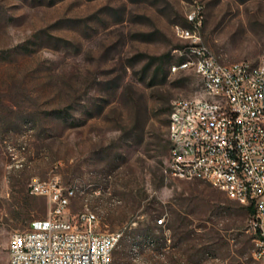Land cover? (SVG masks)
I'll list each match as a JSON object with an SVG mask.
<instances>
[{"label": "rangeland", "instance_id": "obj_1", "mask_svg": "<svg viewBox=\"0 0 264 264\" xmlns=\"http://www.w3.org/2000/svg\"><path fill=\"white\" fill-rule=\"evenodd\" d=\"M198 9L219 62L260 60L264 0H0V264L49 213L31 180L53 177L74 224L90 211L122 234L110 264H262L245 206L168 170L169 110L202 89L172 70L190 43L175 27Z\"/></svg>", "mask_w": 264, "mask_h": 264}, {"label": "built area", "instance_id": "obj_2", "mask_svg": "<svg viewBox=\"0 0 264 264\" xmlns=\"http://www.w3.org/2000/svg\"><path fill=\"white\" fill-rule=\"evenodd\" d=\"M189 21L194 24L191 32L199 30V9L189 15ZM183 47L200 52L210 92L201 90L192 102L171 107L168 138L177 136V144L170 145L168 170L174 177L191 171L190 180L207 181L231 200L251 206L253 257L264 264L260 259V249H264V71L251 69V60H241L234 69H223L201 37L199 42ZM260 60L264 64V54ZM186 64L193 71L192 64ZM248 73H259L255 88H248ZM209 94H217V102H209ZM213 104L222 105V114H214ZM183 115L191 116L194 136H187V127H182ZM182 146L195 151L194 161H186ZM227 177H234V184H227ZM29 189L33 195L48 198L50 210L46 217L34 219L26 229L12 233L8 252L15 256V264H103L111 260L114 242L120 241L122 234L90 230V222L99 219L85 214L83 225L74 226V217L67 215L71 203L67 201L68 190L58 177L33 178ZM160 221H167L166 215Z\"/></svg>", "mask_w": 264, "mask_h": 264}, {"label": "bare ground", "instance_id": "obj_3", "mask_svg": "<svg viewBox=\"0 0 264 264\" xmlns=\"http://www.w3.org/2000/svg\"><path fill=\"white\" fill-rule=\"evenodd\" d=\"M176 34L183 39L190 40L189 44L192 42H199L200 37L197 35L196 32H191L189 29H185L179 26L175 27ZM191 35V37H190ZM181 56L184 58L178 65L179 67L172 66L173 71L177 70H189V64L186 62H190L192 64L193 71L201 78L202 81V91L203 92H210V83L209 81H204V72H205V64L202 63V57L200 52L197 51L196 48L192 47H185L182 48L179 52ZM221 64L223 69H234L235 66H240L241 62L232 63V64ZM264 71V64H261V60L258 62H251V69H260ZM255 80H259V73H248V88H255ZM182 102H192V98H180L174 101L173 106H178ZM209 102H217V94H209ZM213 112L214 114H222V105L221 104H213ZM262 122H264V109L262 114ZM170 124H172V114H170V122L168 128V135L170 134ZM191 124V116L190 115H183L182 116V127H187V136H194V126H190ZM170 145L177 144V136H170L169 137ZM262 149H264V142H262ZM182 156L186 157V161H194L195 159V151L191 149L190 146H182ZM179 179H191V171H183L180 176H177ZM227 184H234V177H227ZM75 193L74 189H70L67 191V201L70 202V196ZM84 214L94 219H98V216L94 212L90 211H81L75 220L74 226H82L84 222ZM166 221L157 220L158 225H164ZM98 220L96 222H90V230H96L95 226L97 225ZM12 237V236H11ZM121 237V236H120ZM119 241L114 242V249L117 246ZM260 259H264V249H260ZM111 260L104 261L103 264H110ZM10 264H15V256H10Z\"/></svg>", "mask_w": 264, "mask_h": 264}, {"label": "trees", "instance_id": "obj_4", "mask_svg": "<svg viewBox=\"0 0 264 264\" xmlns=\"http://www.w3.org/2000/svg\"><path fill=\"white\" fill-rule=\"evenodd\" d=\"M183 57H181V60L179 61V62H181V61H183ZM200 79V78H199ZM200 81H201V79H200ZM170 111H171V109L169 110V113H170ZM169 122V121H168ZM169 142V145H170V141H168ZM245 208V210L249 213V215H252L253 214V209L251 208V206H249V207H244ZM184 218V217H183ZM182 218V219H183ZM184 224V223H183ZM185 233L186 234H188V235H192V234H194V231H192V230H189V229H186L185 230Z\"/></svg>", "mask_w": 264, "mask_h": 264}]
</instances>
